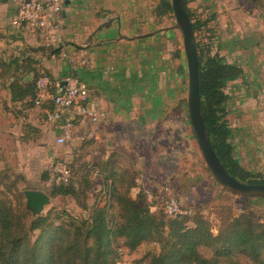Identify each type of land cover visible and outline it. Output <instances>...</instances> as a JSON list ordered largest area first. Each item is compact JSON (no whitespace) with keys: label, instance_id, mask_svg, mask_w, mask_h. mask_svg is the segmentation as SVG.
<instances>
[{"label":"crops","instance_id":"crops-1","mask_svg":"<svg viewBox=\"0 0 264 264\" xmlns=\"http://www.w3.org/2000/svg\"><path fill=\"white\" fill-rule=\"evenodd\" d=\"M245 1L238 0L239 5L228 15L232 20L227 19L221 29V46L226 47V56L232 58L230 63L243 69L241 75L231 80L234 86L229 102L232 99L233 104L237 103L236 113L245 123L254 121L241 124L239 134H235L251 138L264 135V0ZM148 2L68 0L60 29L62 53L69 56L65 58L62 53L51 56L47 52L51 47L48 34L33 32L26 25L13 26V2L0 0V46L19 47L22 52V55L16 52L11 59L0 56V61L14 69V60L30 51L38 60L32 66L45 69L55 80L68 78L72 70L76 71L80 82L89 87L92 101L108 111L107 117L98 123L76 118L74 127L79 137L76 141H82L77 149L83 151V144H87L89 150H85L92 156V163L102 161L109 169L137 171L138 188L134 196L141 186L163 183L157 163L161 161L162 145L167 146L166 154L171 155L172 123L178 109L179 89L184 90L179 84L182 66L176 58L177 45L170 35L159 33L161 30L152 26L154 20L146 23ZM84 56L88 61L81 60ZM10 103L16 105L15 109L31 112L34 117H23L24 125L30 124L31 131L42 133L46 124L38 121L40 111L42 107L46 111L48 106L27 108L23 102H14L11 93ZM26 140H31L30 135ZM249 145L247 142L241 149L237 145L239 157L252 154ZM98 165L96 175L100 174ZM151 166L158 172L149 171ZM154 185L153 190L158 187ZM163 186L169 188L167 184Z\"/></svg>","mask_w":264,"mask_h":264},{"label":"rangeland","instance_id":"rangeland-1","mask_svg":"<svg viewBox=\"0 0 264 264\" xmlns=\"http://www.w3.org/2000/svg\"><path fill=\"white\" fill-rule=\"evenodd\" d=\"M148 8L146 10V23L153 22L156 30H161L159 33L168 34L173 42L177 45L178 56L176 58L182 70L178 72L179 84L184 88L179 89V103L175 120L172 123V150L171 155L166 154V145L161 146L160 157L161 161L157 163V167L162 172L159 177L163 183H160L157 189L153 190V185H148L146 188L149 193L154 194L155 202L149 201L154 205L152 209H160L163 207V198L174 196L179 203L188 209L189 214L193 215L195 211H201L204 218L210 222V232L219 238L222 231H226L231 222H239L243 213H255L256 218L264 220V197H243L238 196L226 188H224L213 176L209 170L205 158L202 154L196 136L194 134L190 115L187 105L188 97V66L184 50L183 37L179 29L175 28L176 16L166 14L159 16L158 6L160 0H148ZM238 0H188L187 5L192 13L193 21L201 23V28L197 31V41L202 48H209L211 54H217L223 57L224 61L230 63L232 58L226 56L225 49L221 46V29L224 24L231 19L228 15L239 5ZM250 1L246 0L245 2ZM227 7V8H224ZM230 8V9H229ZM250 8V7H249ZM250 11V10H249ZM229 17V18H227ZM143 18V16H142ZM51 47H53L51 45ZM174 50V46L172 44ZM12 49L13 51H9ZM20 55L19 47H3L0 46V56L6 59H11V56ZM173 52V51H172ZM13 55V56H14ZM22 55V54H21ZM173 55V54H172ZM18 56V55H17ZM19 57V56H18ZM88 61L87 57H82L81 60ZM72 62V61H71ZM23 66H27L25 60H22ZM14 71H7L0 67V191L7 198L14 202L21 203V209H25L31 214L27 219L25 229L29 230L30 222L41 216H47L51 212V218L54 219L55 225L68 223V217L78 218L79 220L89 217L90 210L95 206L105 203L102 202L107 193L104 189L103 177L96 175L90 169L85 168V163L92 159V156L87 151V144L83 151H78L77 147L81 146L82 141L76 134L73 125L72 139L64 144L57 143V138L60 133V123H52L47 119L45 108H41L39 123L46 124L42 133L31 131L24 125L23 117H34L31 112L20 111L15 109V104L10 103V86L13 82L12 75ZM20 76V73L17 75ZM65 76V75H63ZM62 76V77H63ZM32 77V74H31ZM236 77L226 79L224 83V91L227 95V100L224 104L223 118L231 129L229 140L232 143L233 155L237 162L247 171L251 172L258 178L264 180V135L251 138H241L237 134L238 127L245 123L241 115H237V104H233L232 90L233 81ZM32 80V78H31ZM260 103V102H259ZM13 110L10 114V110ZM244 110V109H243ZM8 114H4V112ZM14 114V115H13ZM251 116L250 112H246ZM256 116L257 114H253ZM13 125V127L11 126ZM252 127V126H251ZM61 132V130H60ZM24 135H22V134ZM175 133V134H173ZM239 134V132H237ZM236 136H235V135ZM30 135L31 140H26L24 137ZM24 136V137H23ZM166 137H163L164 141ZM241 139V143L239 141ZM236 141V142H235ZM247 142H250L249 152L252 154L238 156L237 145L246 147ZM237 143V145H236ZM244 143V144H242ZM79 144V145H77ZM86 151V152H85ZM245 152V151H244ZM240 153V152H239ZM80 156V158H79ZM166 158V159H163ZM59 160L68 161L74 172V180L76 182V191L74 194L58 195L52 197L50 191V178L54 171L55 165ZM154 167V165H153ZM155 168H150L152 173ZM155 172H158L156 170ZM49 173V178H48ZM128 176V177H127ZM124 176L128 183H133L130 195L136 198L138 193L144 188L138 190L137 194L132 195L138 182L136 177L137 171ZM161 182V181H160ZM162 184V185H161ZM163 184L169 185L167 190ZM124 188H128L124 185ZM38 187L46 192L51 198V202L45 207L42 215L37 216L26 208L25 191L30 188ZM149 188V189H148ZM35 190V189H34ZM114 204L118 205L116 202ZM112 212V210H111ZM115 212V209L113 210ZM164 216V215H163ZM31 218V219H30ZM165 220H172L168 216H164ZM186 224L194 226V220H188ZM168 233V228L164 234ZM41 231L35 230L30 233L31 245L40 236ZM165 237H155L142 242L136 249L131 250L127 247L125 237L119 236L114 238L113 245L117 250V264H149L150 257L154 253H160L163 247ZM221 245V244H219ZM215 244L200 246L199 249L202 255L213 257L215 254ZM233 259L245 264H258L257 261L249 254V252H240L234 255ZM222 261V259L220 258ZM227 258H223V261Z\"/></svg>","mask_w":264,"mask_h":264},{"label":"trees","instance_id":"trees-1","mask_svg":"<svg viewBox=\"0 0 264 264\" xmlns=\"http://www.w3.org/2000/svg\"><path fill=\"white\" fill-rule=\"evenodd\" d=\"M187 2L186 9L192 21L200 61L202 110L212 145L219 159L235 177L247 183H264V180L237 162L229 140L231 129L223 118L227 100L225 80L238 77L243 69L224 61L217 54H211L209 48L200 46L196 33L202 24L193 21ZM158 14L175 15L172 0H160ZM62 51L63 46H58L50 47L47 52L51 56H60ZM33 57L30 51L26 56H19L14 60V69L0 61L3 69L14 71L10 86L12 100L23 102L27 108L35 106L38 79L48 75L55 80L45 69L32 66L38 62ZM23 59L27 66H23ZM19 73L20 76H17ZM71 73L76 76L75 70ZM26 126L33 128L30 124ZM28 138L29 135L25 137ZM84 163L85 168L94 173L95 166L102 165H98L101 168L98 175L103 177L104 189L108 193L101 197L105 203L95 206L85 219L69 216L68 223L56 226L49 212L45 217L32 219L27 230L25 221L31 214L21 209V203L14 202L0 191V264H117V250L113 245L116 236L125 237L126 245L131 250L146 240L165 237L161 252L154 253L149 264H245L233 259L240 252H249L258 264H264V220L257 219L254 212L243 213L239 222L233 220L217 238L210 232V222L201 211L190 215L188 209L182 206L186 213L176 218L166 215L162 208L154 211L150 201L155 202L157 197L152 194L150 199L146 188L133 198L129 194L133 183L124 179V176L131 173L130 170L109 169L102 161ZM47 176L49 178V173ZM74 178L72 169L68 182L51 183L50 196L74 194ZM124 185L128 188H124ZM163 215L172 220L166 221ZM188 220H194V226L186 224ZM166 228L168 233L164 234ZM35 230H40L41 234L31 245L30 233ZM212 244L216 245L214 256L210 258L202 255L199 247ZM223 258L227 260L223 261Z\"/></svg>","mask_w":264,"mask_h":264},{"label":"built area","instance_id":"built-area-1","mask_svg":"<svg viewBox=\"0 0 264 264\" xmlns=\"http://www.w3.org/2000/svg\"><path fill=\"white\" fill-rule=\"evenodd\" d=\"M68 0H12L14 16L12 25L20 28L26 25L33 32L48 34V43L53 47L63 44L60 29L63 24L62 12ZM56 56V55H54ZM62 57H68L62 53ZM48 106L47 119L52 123H60V135L57 143L64 144L72 139L73 125L76 118L98 123L106 118L108 111L96 106L91 99V91L87 85L70 75L62 80H52L42 75L37 82L35 106ZM72 176V168L68 161L59 160L51 174V183L68 182ZM167 190L169 188H166ZM152 199V194H149ZM163 211L171 217L186 213L178 199L174 196L164 197Z\"/></svg>","mask_w":264,"mask_h":264},{"label":"water","instance_id":"water-1","mask_svg":"<svg viewBox=\"0 0 264 264\" xmlns=\"http://www.w3.org/2000/svg\"><path fill=\"white\" fill-rule=\"evenodd\" d=\"M172 5L176 16L174 27L182 33L187 59V105L190 121L207 166L215 179L230 192L243 197H264V183H247L235 177L219 159L212 145L202 110L200 61L192 21L186 9V0H172ZM25 196L27 210L37 216L42 215L45 207L51 202V198L43 190H26Z\"/></svg>","mask_w":264,"mask_h":264}]
</instances>
